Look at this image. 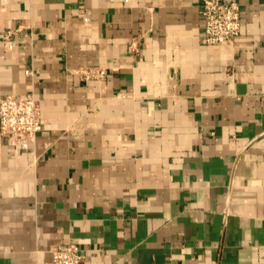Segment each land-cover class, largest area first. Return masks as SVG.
<instances>
[{"label":"crops","instance_id":"obj_1","mask_svg":"<svg viewBox=\"0 0 264 264\" xmlns=\"http://www.w3.org/2000/svg\"><path fill=\"white\" fill-rule=\"evenodd\" d=\"M235 1L208 45L202 0H0V98L43 126L0 134V264H264V0Z\"/></svg>","mask_w":264,"mask_h":264},{"label":"built area","instance_id":"obj_2","mask_svg":"<svg viewBox=\"0 0 264 264\" xmlns=\"http://www.w3.org/2000/svg\"><path fill=\"white\" fill-rule=\"evenodd\" d=\"M203 42L219 45L232 42L241 32V7L235 0H202ZM12 31L6 34L9 39ZM136 47V42H133ZM26 74L32 75L33 69ZM107 75L106 68H88L86 79H100ZM42 110L35 93L9 94L0 98V134L16 145L29 147L36 142L42 130ZM84 258L80 247L69 242L52 249V264H80Z\"/></svg>","mask_w":264,"mask_h":264}]
</instances>
